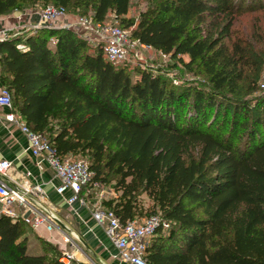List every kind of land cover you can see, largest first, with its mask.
<instances>
[{"label": "trees", "instance_id": "trees-1", "mask_svg": "<svg viewBox=\"0 0 264 264\" xmlns=\"http://www.w3.org/2000/svg\"><path fill=\"white\" fill-rule=\"evenodd\" d=\"M38 1L0 0V16ZM41 1L91 11L98 22L109 14L125 21L131 5ZM150 1L137 24L128 22L132 36L179 61L189 55L185 65L202 66L209 89L175 86L147 70L133 80L73 30L46 26L0 41V81L58 154L86 157L96 180L115 182L119 196L104 203L122 222L157 212L171 222L154 237L148 264H264V91L254 105L234 100L230 109L227 95L243 74L224 42L244 4L263 0ZM143 193L153 203L145 213ZM32 236L42 239L1 216L0 264H63L47 240L33 252Z\"/></svg>", "mask_w": 264, "mask_h": 264}, {"label": "built area", "instance_id": "built-area-1", "mask_svg": "<svg viewBox=\"0 0 264 264\" xmlns=\"http://www.w3.org/2000/svg\"><path fill=\"white\" fill-rule=\"evenodd\" d=\"M17 11L12 13H18ZM112 15V18L103 22L83 15L70 19L66 9L48 5L34 10L28 17L34 16L37 19L33 29L46 26L73 30L99 49L104 59L111 63H129L142 59L143 51L152 47L134 38L132 33L118 22L115 15ZM23 27L25 26L0 25V41L21 33L20 29ZM50 41L52 45L57 44L56 37H52ZM18 47L25 46L22 44ZM2 109L7 110L3 119L19 126L26 136L28 150L41 162L46 161L54 170L55 177L59 180L54 191L66 204L69 216L82 219L80 209H87L94 224L102 228L114 248L115 252L110 255L113 260L121 264H148L147 253L154 237L159 230L169 229L171 222L160 212L122 222L116 212L102 201L103 191L96 194L98 201L93 199V193L100 190L103 184L95 179V172L91 169L89 160L74 154H58L51 140L44 134L33 131L15 110L12 93L5 86L0 88V110ZM11 167L12 162L0 156V217L7 215L13 220L20 219L37 235H41L43 229L48 233H56L58 240L54 245L65 247L59 256V261L63 264H104L100 258L97 261L91 259L81 248L86 239L61 218L44 188V183L25 184L11 178L7 180ZM31 177L33 175L30 171L22 175L26 181ZM89 232L96 234L92 227ZM100 243L101 247H108L102 241Z\"/></svg>", "mask_w": 264, "mask_h": 264}, {"label": "rangeland", "instance_id": "rangeland-1", "mask_svg": "<svg viewBox=\"0 0 264 264\" xmlns=\"http://www.w3.org/2000/svg\"><path fill=\"white\" fill-rule=\"evenodd\" d=\"M264 3V0H263ZM155 5L154 1L150 0H131L129 13L125 16V21L117 19L118 22L131 32L135 26L128 27L129 21H133L136 24L139 22L141 14L147 11L150 7ZM46 5L41 0L36 5H26L22 10L17 12L25 13L29 15L36 9H42ZM244 12L237 16L234 25L230 30V34L225 37L224 42L228 48V52L240 59V69L242 70L243 78L239 82V89L236 94H228L230 97L227 103L230 109L234 106V100H245L251 105L256 103V98L264 91V5H257L256 1L246 2L243 6ZM84 11H72L67 10L68 17L75 19L77 16L82 15ZM88 17L92 15L91 11H88ZM113 15L109 14L108 18H112ZM30 18V17H29ZM130 23V22H129ZM33 26L28 24L20 29L21 33L17 35H26L29 31H32ZM78 35V34H77ZM80 38L82 36L78 35ZM83 39V38H82ZM24 42H19L18 45H22ZM90 45V52L95 53L98 49ZM242 56V59L240 58ZM142 59H135L129 63H114L119 67H124L130 74L133 80H136L140 72L147 70L153 74H159L169 83L175 86H194L203 90L209 89L211 84L209 77L206 75L202 66L193 65L187 67L185 63L190 61L189 55H183L182 61L177 58L171 57V55L163 54L152 48L147 51H143ZM231 103V105H230ZM226 105V104H225ZM115 182L102 183L103 187L93 193V199L98 201L96 194L101 191L104 192L102 201L117 198L119 193L114 189ZM92 200V198H89ZM141 208L143 212H149L153 205L147 194L143 193L139 197ZM34 233V232H33ZM33 252H40L44 250L45 239H38L36 236L31 237ZM51 247H46L49 251ZM46 250V251H47Z\"/></svg>", "mask_w": 264, "mask_h": 264}, {"label": "crops", "instance_id": "crops-1", "mask_svg": "<svg viewBox=\"0 0 264 264\" xmlns=\"http://www.w3.org/2000/svg\"><path fill=\"white\" fill-rule=\"evenodd\" d=\"M36 22V17L31 16L29 18L26 14L19 15L18 13H10L0 16L1 26H27L28 24L33 26ZM59 23H57V25ZM2 86L3 84L0 81V88ZM6 111V109L0 110V156L12 162V167L8 171L9 177L6 179L23 181L25 184L44 183V188L51 201L56 205L58 214L66 223L71 224V226L79 231L86 239V243L81 247L85 253L93 260L97 261L98 258L102 259L104 264H121L110 257L111 253H114L115 250L110 245L102 228L94 224L90 212L87 209H80L83 222L82 219L69 216L66 204L54 191L55 185L59 183V180L55 177L54 170L46 161L41 162L28 150V140L19 126L8 123L3 119ZM26 171H30L33 175V177L27 181L22 178V175ZM90 227L94 228L95 235L89 232ZM41 232L42 234L38 236L53 243V245L58 240L56 233H48L44 229ZM100 241L108 247H101ZM57 248L61 251L65 247Z\"/></svg>", "mask_w": 264, "mask_h": 264}]
</instances>
